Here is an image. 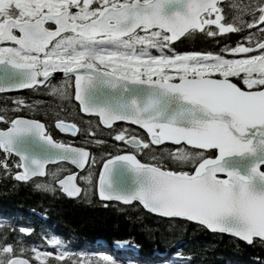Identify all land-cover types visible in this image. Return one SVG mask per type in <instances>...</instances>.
Masks as SVG:
<instances>
[{
    "label": "snow or ice",
    "instance_id": "6c2138e0",
    "mask_svg": "<svg viewBox=\"0 0 264 264\" xmlns=\"http://www.w3.org/2000/svg\"><path fill=\"white\" fill-rule=\"evenodd\" d=\"M226 34L239 39L171 46ZM57 72L63 78L53 84ZM37 86L61 104L75 99L79 113L98 117L129 148L98 161L87 147L53 139L40 121L9 116L40 103L11 97L12 109L0 107V176L68 197L94 184L102 200L135 201L160 218L264 245V0H0V93ZM54 111L60 132L104 143L88 140L92 121L78 126L60 118L67 109ZM65 163L83 172L65 174ZM47 243L55 252L0 243V264H30L26 251L39 264L71 259L55 237Z\"/></svg>",
    "mask_w": 264,
    "mask_h": 264
},
{
    "label": "trees",
    "instance_id": "16d2710c",
    "mask_svg": "<svg viewBox=\"0 0 264 264\" xmlns=\"http://www.w3.org/2000/svg\"><path fill=\"white\" fill-rule=\"evenodd\" d=\"M237 37L236 34H226L213 40L197 35L195 39L181 38L173 47L176 50L214 49L223 39L232 43ZM38 98L34 102L40 103L27 113L35 114V117L45 122L52 135L59 136L52 131L51 125L56 115L54 109L59 106L67 109L59 112L60 118L70 117L78 125L81 120L93 122L92 135L87 137L89 141L97 134L106 138L100 145L91 142L84 144V139L79 141L90 149L97 160H102L104 153L115 151L119 143L108 134L110 129L103 128L95 118L79 113L73 99L70 103L65 99L61 104L44 90L38 93ZM0 158L3 156L0 155ZM8 160L11 162L13 156L9 155ZM53 167L55 165L49 169ZM62 168L65 169L64 166ZM90 197L82 195L75 199L68 198L58 191H38L31 183L0 176V243L6 241L15 245L19 240L22 246L30 249L37 244H44L47 236L55 237L61 246L73 248L68 252L71 259L65 257L60 264H72L73 259L80 264L84 258L78 257L79 251L76 250L79 246L92 251L100 250L111 256L104 255V258L132 260L142 264H226L227 259L230 261L228 264H264L262 244L250 245L227 234L209 232L193 222L169 221L145 211L137 203L105 204L95 195ZM21 226L29 227L32 231L27 235L21 234L18 231ZM118 241H127L135 248H117L114 243ZM22 255L28 257L32 264H39L30 251ZM91 255V264L101 262L95 259V254ZM104 262L106 264L105 259ZM44 264L57 262L48 258Z\"/></svg>",
    "mask_w": 264,
    "mask_h": 264
},
{
    "label": "flooded vegetation",
    "instance_id": "af4514ba",
    "mask_svg": "<svg viewBox=\"0 0 264 264\" xmlns=\"http://www.w3.org/2000/svg\"><path fill=\"white\" fill-rule=\"evenodd\" d=\"M223 36H225V35H223ZM222 41L223 42H221L220 44H226V39H223ZM234 41H236V40H234ZM62 78H63V76H55V79L52 80V83L55 84V83H57L58 80H60ZM73 80H74V78H73ZM37 87H38V90L37 91H34L32 89L25 88V89L12 90V91H9V92L0 93V107H4L5 104H6L9 109H12L13 108V104H12L11 99H9V98H11V97H17V96L24 98V100L26 101V103H29V104L33 103L34 101H36V100L39 99L38 98V93L41 92V91H43V90L45 91V89L42 86H37ZM29 109L30 108H23L22 107L20 111L15 112V113H13L12 111H9L8 112V115L9 116H12V115L15 114V115H20L22 117L36 118V119H38L37 117H35V114H33V113H27V112H29ZM68 118H70V117H68ZM71 120L73 121V119H71ZM43 123L45 124V122H43ZM45 125H47V124H45ZM51 125H52L53 128H55V126H54V120L52 121V124ZM3 126L4 125L2 123H0V128H2ZM81 134H82V132H81ZM93 137H94L93 139H95V140H97L96 138L106 139L105 137H102V135H100V134H97V136L95 135ZM111 137H112V135H111ZM81 140H82V138L79 139V141H81Z\"/></svg>",
    "mask_w": 264,
    "mask_h": 264
},
{
    "label": "rangeland",
    "instance_id": "374dc122",
    "mask_svg": "<svg viewBox=\"0 0 264 264\" xmlns=\"http://www.w3.org/2000/svg\"><path fill=\"white\" fill-rule=\"evenodd\" d=\"M88 198H91L90 196L88 197ZM96 198V197H95ZM97 199V198H96ZM102 202V201H101ZM100 202V203H101ZM193 223H195V222H193ZM70 232V231H69ZM228 235V234H227ZM238 239V238H237ZM119 244H122V243H117L116 245H119ZM37 249H38V251H41V252H54V249H55V246H53L52 245V247L51 248H49V249H44V248H40V247H36ZM85 250H87V252L88 253H91V251H89L88 249H85ZM91 261H92V259H91ZM85 262H87V260L86 259H84V261H83V264H85ZM228 263H230V261L227 259L226 260V264H228ZM119 264H123V263H119Z\"/></svg>",
    "mask_w": 264,
    "mask_h": 264
},
{
    "label": "water",
    "instance_id": "95a60500",
    "mask_svg": "<svg viewBox=\"0 0 264 264\" xmlns=\"http://www.w3.org/2000/svg\"><path fill=\"white\" fill-rule=\"evenodd\" d=\"M136 126V125H135ZM45 131H46V129H45ZM71 134V133H70ZM74 146V145H73ZM77 147V146H76ZM51 164V163H50ZM46 167H47V165H46ZM74 182H76V181H74ZM70 198H74V197H70ZM106 201V200H105ZM108 201H114V200H108Z\"/></svg>",
    "mask_w": 264,
    "mask_h": 264
},
{
    "label": "bare ground",
    "instance_id": "6f19581e",
    "mask_svg": "<svg viewBox=\"0 0 264 264\" xmlns=\"http://www.w3.org/2000/svg\"><path fill=\"white\" fill-rule=\"evenodd\" d=\"M123 145H125V144L123 143ZM125 147H127V145H125ZM98 161H100V160H98ZM116 244H117V243H116ZM114 246H115V247H117V248H119V247H118V246H116L115 244H114Z\"/></svg>",
    "mask_w": 264,
    "mask_h": 264
}]
</instances>
